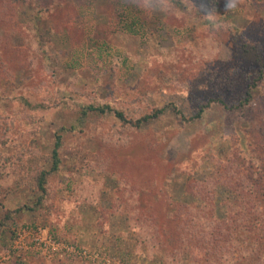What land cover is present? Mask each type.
I'll use <instances>...</instances> for the list:
<instances>
[{"label":"rangeland","instance_id":"rangeland-1","mask_svg":"<svg viewBox=\"0 0 264 264\" xmlns=\"http://www.w3.org/2000/svg\"><path fill=\"white\" fill-rule=\"evenodd\" d=\"M183 2L0 0V264H238L231 249L187 247V222L224 231L232 193L197 186L236 147L247 157L264 143V0ZM136 14L143 24L129 25ZM255 81L250 107L220 102L239 103ZM96 98L129 118L164 111L142 127L79 117ZM57 133L44 205L22 209Z\"/></svg>","mask_w":264,"mask_h":264},{"label":"trees","instance_id":"trees-1","mask_svg":"<svg viewBox=\"0 0 264 264\" xmlns=\"http://www.w3.org/2000/svg\"><path fill=\"white\" fill-rule=\"evenodd\" d=\"M26 1L27 0H15L16 3H23ZM172 3L182 10L187 9V5L183 0H172ZM4 11L6 12V10ZM41 11L42 10L39 9L33 14L36 23L41 21L40 19L43 13ZM125 11V14L128 13L127 16L135 15V12L130 10V8H126ZM136 16L137 17L133 18L129 25H134L136 23L143 24L144 18L138 14H136ZM122 17L123 19L126 18L124 14ZM4 20H9L8 13ZM37 27L38 26L34 24L33 29H36ZM37 40L41 44L39 52L45 53L42 49L43 45H45L44 41L40 38ZM4 63V60H2V57L0 56V68H2ZM261 74L264 75L263 72ZM258 89L259 84L255 81L250 86L247 95L239 103L229 106L223 102V100H220V102L230 109L235 108L236 110H245L251 106L252 101L256 98V91ZM63 103L64 102H61L62 106ZM27 104L31 108L40 107V104L33 103L29 100H27ZM78 105V114L82 119L87 118L91 114L101 117L107 113H111L122 123H128L135 127H142L143 125L157 119L164 111L163 108H159L136 119L129 118L123 109L113 105L110 100L101 101L100 98H96ZM207 106L208 104L203 106L193 118L201 117ZM63 138V134H56L53 150L48 161L49 168H42L34 177L31 191L37 195V201L34 205L30 206L27 204L22 209L27 208L36 210L41 206L43 207L45 202L44 198L49 193L50 179L52 175L59 170L61 165L60 152L63 146ZM252 138L256 139L254 137ZM249 146L250 154L247 155V157L242 150L240 151L236 147L230 156H227L224 159H219L217 161L218 171H215L210 178L206 181L200 182L201 184L197 186V192L199 187L203 184L208 189V182L214 185L217 184L218 187L224 186V188L232 193V197L225 202L227 207V218L222 219V221L218 223V227L224 229V231L212 233L207 230H202L194 221L187 222V227L191 230V233L188 238L189 243H186V246L190 247L193 245V247H203L204 255L208 257L215 255L216 248H218L224 256H226V249H231L234 254L232 256H236L239 252V256L235 257L237 260L236 263L238 264H264V143L259 141L252 145L250 142ZM193 189H195V187H193ZM214 192H216V190ZM205 194L208 196L206 191ZM211 194L213 195L214 193L212 190H209V195ZM208 197L210 198L212 196ZM179 206L181 209L185 208L184 203H181ZM177 232L179 231L177 230ZM182 235L180 234V237L176 238L173 234L168 240H170L176 247H181L178 244V241L184 237V235ZM195 241H197L198 244L194 245ZM235 241L237 247H234L233 245V243L235 244ZM199 242L201 243L200 245Z\"/></svg>","mask_w":264,"mask_h":264}]
</instances>
